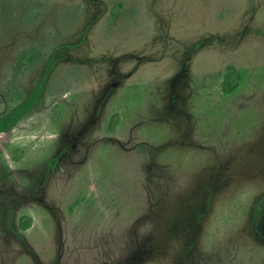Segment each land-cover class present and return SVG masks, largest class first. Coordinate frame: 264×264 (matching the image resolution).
Wrapping results in <instances>:
<instances>
[{
  "label": "rangeland",
  "instance_id": "374dc122",
  "mask_svg": "<svg viewBox=\"0 0 264 264\" xmlns=\"http://www.w3.org/2000/svg\"><path fill=\"white\" fill-rule=\"evenodd\" d=\"M29 96L0 264H264V0H0V115Z\"/></svg>",
  "mask_w": 264,
  "mask_h": 264
},
{
  "label": "trees",
  "instance_id": "16d2710c",
  "mask_svg": "<svg viewBox=\"0 0 264 264\" xmlns=\"http://www.w3.org/2000/svg\"><path fill=\"white\" fill-rule=\"evenodd\" d=\"M232 69H233L232 66L228 67V71L225 73V77L222 82V87L225 91H231L238 86V79L240 75L239 73L237 74V72H234L236 73V77H233L232 78L233 80H230ZM33 101H34V97L29 96L23 99L22 101H20L5 114L0 115V131H3L4 129L10 127L24 112H26L29 109ZM115 123L116 120L112 119V121L110 122V128H112Z\"/></svg>",
  "mask_w": 264,
  "mask_h": 264
}]
</instances>
